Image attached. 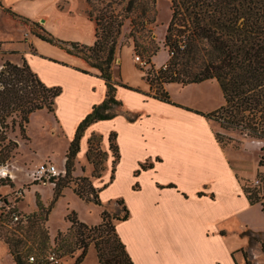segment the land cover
<instances>
[{
    "label": "crops",
    "instance_id": "0c3cea01",
    "mask_svg": "<svg viewBox=\"0 0 264 264\" xmlns=\"http://www.w3.org/2000/svg\"><path fill=\"white\" fill-rule=\"evenodd\" d=\"M15 9L31 20L45 21L49 31L60 28V34H55L67 41L93 45L97 39V23L88 15V2L72 6L73 21L53 20L51 25L42 12ZM125 48L130 56L117 58L120 76H113L121 82L116 85V97L123 106L115 117L86 128L79 155H87L89 138L97 134L108 151L114 134L117 157L103 172L102 180H109L100 187L99 198L114 189L110 201L124 199L129 216L115 224L129 255L134 264H245L249 239L243 232L263 231L244 223L245 212L254 204L217 138L214 120L198 109L146 95L150 84L134 61V47ZM19 51L46 85L62 89L55 101L53 132L66 138L68 151L80 122L105 100L106 80L82 57L35 34ZM88 254L80 264L87 263Z\"/></svg>",
    "mask_w": 264,
    "mask_h": 264
},
{
    "label": "trees",
    "instance_id": "16d2710c",
    "mask_svg": "<svg viewBox=\"0 0 264 264\" xmlns=\"http://www.w3.org/2000/svg\"><path fill=\"white\" fill-rule=\"evenodd\" d=\"M170 1L172 15L164 39L170 57L159 68L154 66L153 58L160 50V45L150 38V26L157 21V0H87L90 5L88 15L97 23V39L93 45L56 37L40 22L1 4L5 11L30 24L36 36L82 57L90 67L97 68L106 80L105 100L95 105L80 122L70 143L66 154V176H71L74 170L86 128L98 120L115 117L123 106L122 101L116 97V85L121 82L113 79L112 68L117 60V51L124 45L118 43V37L128 19L131 26L128 37L134 42V51L149 65L148 70L141 68L150 84V91L146 95L175 104L166 89L167 84L179 83L185 86L215 79L220 84L225 101L206 116L217 120L223 128L239 130L264 141V0ZM94 2L103 6L96 7ZM144 31L150 34L147 43ZM116 64V77H119L120 64ZM61 91L60 86L46 85L26 60L21 64L10 60L0 64V162L6 163L12 151L19 146V142L12 139L9 133L15 131L18 125L23 137L30 139L27 126L31 115L41 109L53 113L56 98ZM113 137L114 134L111 135ZM217 138L221 142L220 133H217ZM93 140L94 135L89 138L87 157L90 161H94ZM99 140H102L101 135ZM6 184L5 179L0 178V186ZM61 188L62 185L55 191L51 207L61 195ZM246 191L251 204L261 202L262 198L256 192ZM95 192L96 195H93ZM77 194L86 201L102 204L99 192L97 194L94 187L87 193L78 189ZM117 201L124 204V214L111 215L104 209L101 213L102 221L93 226L78 219L76 213L69 215L70 226L66 231L59 230L55 237L56 242L60 241L58 247L50 248L49 232L37 219H26L12 224V227L0 223V235L8 244L16 264H48L47 256L52 251L69 264H80L92 242L101 264H134L116 230V224L112 222V219L126 220L129 216L124 199ZM261 203L264 207V202ZM4 218L10 219L8 214H0V219ZM28 221L29 227L25 233L17 235L15 230L18 226ZM111 232L113 240L108 237ZM243 234L248 237L250 246L258 241L264 249L263 232L248 229ZM30 240L39 241L33 253V247L24 250ZM78 250H81L80 253L75 255ZM244 253L248 261L247 252ZM30 255H35L36 262H29Z\"/></svg>",
    "mask_w": 264,
    "mask_h": 264
},
{
    "label": "rangeland",
    "instance_id": "374dc122",
    "mask_svg": "<svg viewBox=\"0 0 264 264\" xmlns=\"http://www.w3.org/2000/svg\"><path fill=\"white\" fill-rule=\"evenodd\" d=\"M18 1L21 2L19 6ZM65 2H71V5L68 7ZM81 2H87V0H0V64L6 60L22 63L23 59L19 50L32 37V34H34L30 24L24 23L21 19L5 11L3 6L11 7L13 10H16L15 8L18 7L19 10L27 14L42 12L44 13V18H48V25H51L53 20L73 21L75 14L72 13V6L75 7L78 3L81 4ZM94 4L96 7L103 6L99 2H94ZM156 9L157 21L150 26L152 29L150 38L155 39L157 44L160 45V50L153 58L154 66L159 68L170 57L167 48L164 46V39L172 15L171 1L157 0ZM38 22L43 26L45 24V21ZM58 25L61 24L58 23ZM53 29L55 33L60 34V28ZM130 29V20L128 19L118 37V43H124V45L117 51V58L121 54L122 57L130 56V50L123 49L131 45L134 47V42L128 37ZM50 32L56 37H59L53 31L50 30ZM144 35H146L144 39H146L145 42L147 43L150 34L144 31ZM122 49L124 51L120 53ZM134 61L140 69L148 70L149 65L142 66L135 58ZM116 63H113L112 68L115 75L118 70ZM166 89L171 99L174 102L176 101L178 105H186L206 114L221 107L225 101L220 84L215 79L185 86L179 83H169L166 85ZM213 122L217 133L221 135V143L225 145L227 155L233 161L235 169L242 176L241 182L245 191L247 189L248 192H256L262 198L261 202H264V152L262 151L264 141L248 136L239 130L223 128L217 120ZM54 125L55 117L53 113L47 111V109H41L33 113L30 117V122L27 126V134L30 139L23 137L18 125L15 131L9 133L12 139L19 142V146L12 151V156L7 161L10 163V167L15 166L17 178L15 180H11L10 178L5 179L7 184L0 186V196H13L16 190H23L24 195L18 203V210L28 220L37 219L42 227L49 232L50 248L59 246L60 241L56 242L55 237L59 230L66 231L70 226V221L68 220L69 215L73 216L76 213L78 219L93 226L102 221L101 213L104 209L107 211L111 210L109 211L111 215H122L125 212L123 209L124 204H120L117 200L110 201L114 200L113 196L116 192L114 189L108 192L104 191L103 199L101 200L102 204H97L94 201H86L77 194L78 189L87 193L91 187L96 188L98 194L100 187L108 182V178L102 180L101 177L106 170L107 163L112 161L114 165L117 157L114 138H111V136L109 139V150L104 151L103 139L100 141V135H94L92 147V158L94 161H90L87 155L81 157L78 153L71 176L67 175L64 178H60L56 186L50 181H40L37 183L31 181L28 171L35 164L45 159L55 162L61 168L66 164V162L64 163L67 154L66 138L60 132H53ZM42 156L45 159L38 160ZM262 159L263 162L261 164ZM108 169L109 171L111 170L110 167ZM61 185V195L51 207L55 197V191ZM246 194L248 196L247 191ZM93 195H96V192ZM261 202L251 205L245 212L244 223L249 225L250 228L260 229L264 232V207ZM9 221L10 219L8 218H4V220L0 219V223L7 225V227H12ZM112 222L116 223L117 220L112 219ZM18 227L15 232L21 236V233H25V230L29 227V221L25 225L23 224ZM108 237H111V240H113V232ZM38 242H35V240L28 241L24 250L33 247L31 251L32 253L35 252ZM6 245L8 246L4 237L0 235L1 263L15 264ZM90 247H94L93 242ZM80 251L78 250L75 255L79 254ZM88 251L89 254L86 264H97L94 249L91 248ZM244 252H247L248 255V261L245 264H264V249L261 242L256 241L253 246L248 245Z\"/></svg>",
    "mask_w": 264,
    "mask_h": 264
},
{
    "label": "built area",
    "instance_id": "2783aa9c",
    "mask_svg": "<svg viewBox=\"0 0 264 264\" xmlns=\"http://www.w3.org/2000/svg\"><path fill=\"white\" fill-rule=\"evenodd\" d=\"M135 60L139 62L142 66L148 65L147 61L141 58L139 54H135ZM117 61V60H116ZM67 170L65 166L60 168L56 163L44 160L35 164L34 167L28 171V175L31 181L34 183L40 181H50L54 186H56L57 181L60 178L65 177ZM0 178L15 180L17 178V173H15V166L10 167V163L0 162ZM24 192L22 189H18L14 192L13 196H0V214H8L10 218V223L15 224L28 219L26 216L20 214L18 210V203L22 199ZM48 264H69L65 262L63 257H60L55 251H52L47 256ZM29 262H36L35 255L29 256ZM0 264L1 260H0Z\"/></svg>",
    "mask_w": 264,
    "mask_h": 264
}]
</instances>
